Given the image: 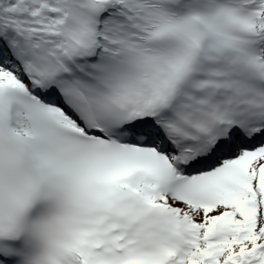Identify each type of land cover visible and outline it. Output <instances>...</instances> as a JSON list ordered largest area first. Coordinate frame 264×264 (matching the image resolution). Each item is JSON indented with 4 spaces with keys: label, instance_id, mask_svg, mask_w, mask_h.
Instances as JSON below:
<instances>
[{
    "label": "snow or ice",
    "instance_id": "6c2138e0",
    "mask_svg": "<svg viewBox=\"0 0 264 264\" xmlns=\"http://www.w3.org/2000/svg\"><path fill=\"white\" fill-rule=\"evenodd\" d=\"M0 264H264V0H0Z\"/></svg>",
    "mask_w": 264,
    "mask_h": 264
}]
</instances>
